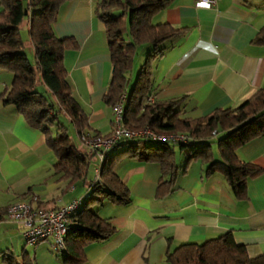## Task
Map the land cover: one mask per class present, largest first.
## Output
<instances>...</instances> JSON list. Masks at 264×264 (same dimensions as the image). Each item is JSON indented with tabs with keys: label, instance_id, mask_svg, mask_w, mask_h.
<instances>
[{
	"label": "crops",
	"instance_id": "crops-1",
	"mask_svg": "<svg viewBox=\"0 0 264 264\" xmlns=\"http://www.w3.org/2000/svg\"><path fill=\"white\" fill-rule=\"evenodd\" d=\"M96 1L67 0L52 26L57 36L76 39L77 47L64 56L68 83L91 130L107 133L114 118L113 108L102 98L110 80V53L104 26L93 11ZM152 20L182 28L154 61L153 88L156 99L186 94L184 115L237 106L264 83V45L252 41L264 23V0H216L209 6L172 0ZM11 80L12 73L0 66V206L34 198L55 207L89 194L86 184L66 186L67 180L54 170L56 156L43 132L3 100L1 92ZM176 145L180 170L174 190L162 197L157 194L158 163L128 155L118 160L115 171L128 186L130 200L104 198L95 206L115 231L87 244L86 259L75 264H171L167 250L228 230L250 255L264 252V133L237 150L241 158L262 167L247 179L244 198L234 196L222 173L205 174L199 159L183 171L186 155ZM22 231L20 222L0 218V250H11L19 262L25 250L32 264H72L64 261V249H57L51 237L29 243ZM0 264L6 263L0 258Z\"/></svg>",
	"mask_w": 264,
	"mask_h": 264
},
{
	"label": "trees",
	"instance_id": "trees-1",
	"mask_svg": "<svg viewBox=\"0 0 264 264\" xmlns=\"http://www.w3.org/2000/svg\"><path fill=\"white\" fill-rule=\"evenodd\" d=\"M67 0H0V66L12 73V80L1 92L6 102L13 103L27 124L40 129L48 147L54 152V170L66 186L79 182L88 185L90 193L82 204L69 214L64 237V261L79 263L86 259L87 244L109 237L114 225L98 214L95 206L107 198L113 202L130 200V191L115 171L124 155L160 166L157 194L172 193L180 170L175 161L174 143L146 139L141 136L121 137L106 152L99 164L98 178L89 177L91 160L96 152L75 145L69 133L72 126L77 139L84 143L86 136H108L93 132L88 115L73 96L64 62L66 50L77 47L72 36L59 37L53 29L62 5ZM172 0H97L94 14L101 20L110 53V80L103 101L111 106L122 94V122L130 129L145 126L156 132H186L190 139L179 141L178 148L186 155L181 166L199 159L205 164V174L218 171L227 180L237 198L246 196V181L258 175L262 167L241 158L238 147L264 133V83L237 106L216 107L199 116L184 115L187 95L164 99L154 98L153 64L166 49V41L178 34L179 28L167 21L154 22L153 14L168 6ZM27 27L28 41L33 48L34 62L26 56L20 29ZM253 42L264 45V23ZM148 51L132 79L128 72L139 44ZM153 97L151 102L147 101ZM216 130V134H213ZM217 147V155L212 144ZM36 205L40 201L30 199ZM47 207V206H46ZM6 206H0V218ZM19 262L11 250H0L6 264H32L26 251ZM171 264H264V252L250 255L244 243L236 241L231 230L208 237L201 242L184 241L167 250Z\"/></svg>",
	"mask_w": 264,
	"mask_h": 264
},
{
	"label": "built area",
	"instance_id": "built-area-1",
	"mask_svg": "<svg viewBox=\"0 0 264 264\" xmlns=\"http://www.w3.org/2000/svg\"><path fill=\"white\" fill-rule=\"evenodd\" d=\"M215 2L216 0H196L198 5L204 6L212 5ZM123 99L124 94L113 106L114 118L111 134L108 136H86L84 139V144L96 152L99 157V164L106 152L123 136H141L146 139H161L173 143L190 139L189 134L186 132H156L148 126L136 130L126 127L122 122ZM152 100V96L147 98L148 102ZM216 132V130H213L212 133L216 134ZM99 164L95 168V178L99 176ZM81 204L82 197L74 198L55 207L36 205L30 200L18 199L7 205L5 218L22 224V233L27 242L35 243L41 239L51 237L54 246L59 250H63L65 246L64 237L69 224V214L74 212Z\"/></svg>",
	"mask_w": 264,
	"mask_h": 264
},
{
	"label": "rangeland",
	"instance_id": "rangeland-1",
	"mask_svg": "<svg viewBox=\"0 0 264 264\" xmlns=\"http://www.w3.org/2000/svg\"><path fill=\"white\" fill-rule=\"evenodd\" d=\"M20 33H21V36L24 40V47H23V50L25 51L26 53V56L28 58V60L30 62H34V57H33V48L31 46V44L29 43L28 41V34H27V27L26 25H23L22 28L20 29ZM149 49V46L147 44H139L137 46V50H136V54L134 55V58H133V63H132V67L131 69L129 70L128 72V75L133 79L139 69V66L140 64L142 63V61L144 60V57H145V53L148 51ZM69 133H70V136L72 138V141L75 143V145L81 149H84V148H87V146L80 142L78 139H77V136H76V133L75 131L73 130L72 126L69 127ZM178 146L176 145V148ZM212 148H213V151L215 152V154L217 155V147H216V144L213 143L212 144ZM178 154H180V152L178 151V149L176 150V155L178 156ZM185 159V158H184ZM178 161V160H177ZM99 164V157L97 156V154H95L94 158L91 160V166H90V170H89V177H93L94 178V169L95 167Z\"/></svg>",
	"mask_w": 264,
	"mask_h": 264
}]
</instances>
